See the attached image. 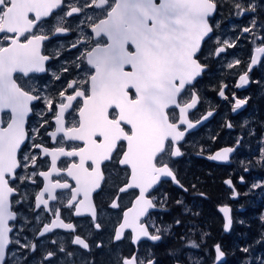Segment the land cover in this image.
Wrapping results in <instances>:
<instances>
[{"label":"snow or ice","instance_id":"snow-or-ice-1","mask_svg":"<svg viewBox=\"0 0 264 264\" xmlns=\"http://www.w3.org/2000/svg\"><path fill=\"white\" fill-rule=\"evenodd\" d=\"M235 7L239 15L257 11L254 3L245 6L237 2ZM89 8L99 10L100 15L89 16ZM217 8L218 0H85L81 6L66 5L64 0H0V41H10V46H0V264H5L7 256H15L17 250H9L10 244L29 247L14 234L23 225L10 224L17 220L13 204L21 203L24 197L15 201L11 198L17 190L12 186L15 181L23 182L29 175L37 174L17 173V169H27L29 163L35 168L38 154L22 151V146L29 148L25 142L35 140L26 132L25 123L33 111L30 106L37 101L55 117V130L45 129V134L56 142L51 150L43 148L45 156L51 157V170L38 172L43 177V191L34 190L38 191L36 208L52 207L55 217L39 236L56 228L68 230L73 232L72 244L90 250L86 240L76 234L73 223L60 219V206L73 210L76 216L88 211L95 218L94 196L102 193L111 180L109 166L118 165L124 182L117 187L115 202L110 207L119 210L123 222H118V231L114 228V239L130 240L134 245L130 255L119 264H158L152 247L146 243L155 244L163 239V231L153 216L165 198L157 199L156 194L169 179L178 183L174 164L183 155L181 142L185 140V131L181 126L194 127L186 113L197 103L186 97L205 72L199 62L201 42L212 38L210 24L215 23ZM56 10H61L65 17L84 15L91 38V46L89 40H81L83 50L78 52L75 65L87 78L67 83L66 88L71 91L65 95L61 90L58 99L29 84L35 74L46 72L45 62L49 60L48 55L41 54V44L49 35L34 29ZM252 26L257 27L255 17ZM69 31L65 27L54 29L55 34ZM243 31L252 29L245 27ZM252 34L254 38L257 35ZM71 47L80 45L73 43ZM219 52L224 53L225 47H219ZM255 52L264 55V47H256ZM257 63L253 57L251 64ZM239 80L237 87L242 88L248 76L240 75ZM220 95L223 97L224 92ZM246 103L247 100L237 99L233 111ZM36 115L41 117V123H48L43 110L38 108ZM67 142H72L69 150L65 148ZM233 151V147H225L208 159L227 161ZM60 157L65 158L63 166H58ZM257 163L264 166V141ZM248 170L246 167L245 171ZM225 183L232 188L231 180ZM252 187L264 191V184L254 183ZM125 195L133 199L122 209L120 202ZM49 201L56 203L50 206ZM219 211L223 213V230L227 233L234 222L231 209L224 206ZM95 226L102 227L98 222ZM125 229L127 235L123 234ZM187 247L200 245L193 241ZM30 250L35 251L36 245L31 244ZM248 250L243 249L245 253ZM59 251L69 257L74 254L63 246ZM225 255L221 245L216 244L212 264H226ZM54 256V252H48L44 259L53 264ZM176 264L182 261L177 259ZM258 264H264V258Z\"/></svg>","mask_w":264,"mask_h":264},{"label":"flooded vegetation","instance_id":"flooded-vegetation-1","mask_svg":"<svg viewBox=\"0 0 264 264\" xmlns=\"http://www.w3.org/2000/svg\"><path fill=\"white\" fill-rule=\"evenodd\" d=\"M81 1L64 0V3L66 5L81 6L79 4ZM237 2L245 6L254 3L257 6V11L239 15L235 7ZM87 10L94 16L100 15L99 10L92 8ZM82 16L80 14L65 17L61 10H56L51 16L43 18L38 23L37 29H34V31L49 35V39L41 44V54L49 56V60L45 62L46 72L35 74L34 81H29V84L41 89L42 94L58 99L61 90L65 91V95L71 91L66 88L67 83H72L74 79L87 78L85 73L75 66L77 53L83 50V45L80 44L83 38L79 36L80 31H77L76 28L77 21ZM253 17L256 18L257 27L252 26ZM213 19L215 23L210 24V27L213 28V32L210 33L212 38L207 37L201 42L202 55L199 62L202 63L205 72L198 78L192 87V91L186 97L189 101L195 99L197 103L194 108L189 109L186 113L187 119L194 124V127L188 129L186 124L181 126L185 131V140L181 142L183 155L176 158L178 162L174 164V174L178 183L176 182L177 185L175 186L169 179L168 182L160 186V190L156 194L157 199H165L162 200L160 209L154 214V220H158L163 214L168 213L174 194L173 190L186 193L189 180L194 178L196 174L197 176L202 175L204 164L207 162L205 157L213 152L236 145L232 155L228 158L229 164L207 162L217 168L233 171L232 167L236 157L244 147L243 134L248 126V115L252 109L253 96L255 93L258 94L259 89L264 85V55L258 59L256 65L249 67L251 59L254 57L255 48L258 46L264 47V44H261V40L264 39V27H259L264 25V0H218L217 12ZM87 24L83 31V40H89V46H91L90 28L87 27ZM215 26L217 29L223 28L225 30L229 26L230 30H226V33H220L219 35ZM57 27L69 28L70 31L67 34H55L54 29ZM245 27L251 28L252 31L244 32ZM253 32L257 33L255 38ZM225 41L231 46H227L224 43ZM73 43L80 45V48H72ZM0 46H10V41H0ZM219 47H225V52L220 53ZM84 66L87 67L86 64ZM54 73L60 76L59 80L54 78ZM240 75L248 76V82L242 88L237 87L240 83ZM131 91L134 95V90ZM221 91L224 92L223 97L220 95ZM237 99L247 100V103L240 109L233 111ZM37 106L44 111L43 118L48 123L40 122L41 117L36 115ZM30 107L33 111L29 113L26 119L25 130L29 135L34 136L35 140L26 141L25 143L29 145V148L22 146V151H30L32 154L38 155H35V168L33 164L29 163L27 169H17V173L23 175L25 172L31 174L35 171L37 174L34 177L29 175L28 179L23 182L15 181L12 185L17 190L14 191L11 199L14 201L20 200L23 196L24 200L19 204H13V211L17 212V220L10 222V224L23 225L22 228L15 229L14 234H16V238L20 240L21 244L29 242V250L25 251L24 254L29 253L31 255L33 264H48V261L44 259L48 252L55 253L53 264H58L59 257L64 259V264H72L73 261L74 264H99L102 263L103 258L108 260V254L103 251L105 247H108V251L116 254L115 264H119L121 259L130 255L134 247L130 240L117 242L114 239L113 230L115 228L118 231V222L122 223L123 221L119 210L112 209L110 203L115 202L113 197L116 195L117 187L124 182L121 166H109L108 172L111 173V180L103 188L102 193L94 196V205L97 210L95 218L88 211H85L81 216H76L73 210L63 205L60 206V219L66 223H73L76 234L86 240L90 245V250L72 244L73 232L68 230L56 228L45 236H39V232H42L46 225L50 226L51 220L55 219L52 215V207L46 209L43 205H40L37 209L35 206V196L38 191H43L44 184L43 177L39 176L38 172L51 170V157L45 156L43 148L47 147L51 150L56 146V142L51 139L50 135L45 134V129H48L49 132L55 130V117L52 116L51 110L39 101L34 102ZM65 126H68L67 120ZM71 143L67 142L65 144L66 150H69L68 145ZM35 144H39V147L33 146ZM20 158V154H18V159ZM64 160L63 157L58 158V166H63ZM230 173V177L226 179L232 181L234 188L236 184H243V182L238 183L241 177L237 171ZM57 192L59 193L61 190L57 189ZM132 199L131 195H125L120 202L121 208L126 209ZM54 203L56 202L49 201L50 206ZM94 221L102 227L96 228ZM14 234H10V237ZM123 234L127 235L128 230L125 229ZM160 242L155 244L150 241L146 242L152 247L154 255L158 253L155 255V259L158 255L159 258L164 254L166 256V248L164 245L159 244ZM31 244L39 245L36 254V250H30ZM61 246L74 254L69 257L64 252H60L59 248ZM18 248V244L9 245V250H17ZM157 248L159 252H157ZM143 250L141 249V251ZM9 257H6L5 264H8Z\"/></svg>","mask_w":264,"mask_h":264},{"label":"trees","instance_id":"trees-1","mask_svg":"<svg viewBox=\"0 0 264 264\" xmlns=\"http://www.w3.org/2000/svg\"><path fill=\"white\" fill-rule=\"evenodd\" d=\"M243 138L244 147L233 171L205 162L202 175L189 180L186 193L173 190L168 213L158 219L163 231L159 244L166 248V256L156 257L158 264H174L177 259L182 264H212L216 244L225 251L226 264H258L264 258V191L252 187L254 183L264 184V166L257 163L264 141V85L253 96ZM246 167L249 170L243 171ZM234 171L244 181L235 185L238 198L230 202L222 180ZM223 205L229 206L234 221L227 234L222 232L221 217L216 211ZM193 241L200 248L187 247ZM244 247H248L247 253Z\"/></svg>","mask_w":264,"mask_h":264},{"label":"rangeland","instance_id":"rangeland-1","mask_svg":"<svg viewBox=\"0 0 264 264\" xmlns=\"http://www.w3.org/2000/svg\"><path fill=\"white\" fill-rule=\"evenodd\" d=\"M84 3H85V0H82L79 4L80 5H83ZM86 11H87V13H88L89 16H93L94 17V14H91L88 10H86ZM80 21H83V23H80ZM87 23H88V20H87V18L84 15L81 17L80 20L77 21V27L76 28H77V31H80L79 36L81 38H83V39H84V33H83V31H84L85 26H86ZM215 28H216V31L219 32V35H220V33H226L227 32L226 30H228V31L230 30V27L229 26L227 27L226 30L223 29V28L217 29L216 26H215ZM238 163H241V162L238 161ZM24 244L29 245V242L24 243ZM28 248L29 247H27V248H20V246H19V248L16 251L15 256H10L9 257L8 264H33V259L31 258V255L29 253L24 254L25 251L29 250ZM108 249H109L108 247H105L103 249V251H105L108 254V256H109L108 260H106L105 258H103L102 263H99V264H112V263L115 264L116 254L108 251ZM38 250H39V245L36 244L35 254L37 253ZM157 252H159V249L158 248H157ZM157 254H155V255H157ZM101 259H102V257H101ZM101 259H100V261H101ZM58 264H64V259H62V258L59 257Z\"/></svg>","mask_w":264,"mask_h":264},{"label":"water","instance_id":"water-1","mask_svg":"<svg viewBox=\"0 0 264 264\" xmlns=\"http://www.w3.org/2000/svg\"><path fill=\"white\" fill-rule=\"evenodd\" d=\"M45 18H46V17H45ZM209 35H210V34H209ZM206 38H207V37H206ZM261 56H262V54H259V53L254 52V57L257 58V60H258ZM252 58H253V57H252ZM251 66H254V65H252V64L250 63L249 67H251ZM233 148L235 149V148H236V145H235ZM223 149H224V148H221V149H219V150L213 152L211 155H216L218 152H222ZM232 153H233V152H232ZM232 153H229L228 158L232 155ZM205 160H206L207 162L215 163V164H223V165H227V164H229V159H228L227 161H223V160H210V159H208V157H205ZM170 180H171V179H170ZM226 180H230V179H224V180L222 181V185H223V187H224L225 189H227V190L230 191V194L228 195V200H229L230 202H231V201H235V200L238 198V193H237L236 189H235L233 186H232V188H229V186L225 183ZM171 181H172V180H171ZM238 183L241 184V183H242L241 180H239ZM172 184L175 185V186L177 185V183H176V182H173V181H172ZM234 195H235L236 198H233ZM224 206H227V205L218 206V207L216 208V211H217V213L219 214V216L221 217V221H222V232H223V234H227L228 232L225 233L224 230H223V213H221V212L219 211L220 207H224ZM228 207H229V206H228ZM240 210H241V209H240ZM157 243H158V242H157ZM214 247H215V245L213 246V257H214ZM175 264H176V263H175Z\"/></svg>","mask_w":264,"mask_h":264}]
</instances>
